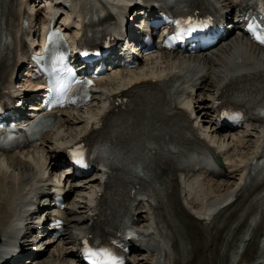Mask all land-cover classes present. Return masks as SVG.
<instances>
[{
  "label": "bare ground",
  "instance_id": "6f19581e",
  "mask_svg": "<svg viewBox=\"0 0 264 264\" xmlns=\"http://www.w3.org/2000/svg\"><path fill=\"white\" fill-rule=\"evenodd\" d=\"M39 1L2 0L5 4L2 7L3 14H7L9 24L15 25L10 30L13 45L16 49L19 47L21 51V54L15 58V73L26 60L22 42L25 40L27 45L30 38L37 40L41 33L39 24H49L52 16L57 17L60 14L61 20L59 18L57 23H64L70 37L76 40L81 39L89 30L92 13L100 17L111 15L116 22H107L105 26L120 29V19L130 16L129 13L136 9L138 2L137 0H46L49 6L43 7L42 14V9L36 3ZM239 1L203 0L202 2L209 3L214 8L220 4L230 14ZM153 8V3L147 5V9L153 10ZM230 37L219 48H213L207 54L187 56L158 53L145 58L143 65L136 69L126 70L115 67L99 80L96 106L92 104L82 112L66 110L62 121L53 132L44 133L26 150H17L14 154L0 156V264H14L19 261L21 255L26 254V244L21 243V239L35 232L36 224L39 225L41 221L36 217L39 212H49L52 209L51 205L46 207L42 199H47L54 185L59 182L66 184L65 188L69 191L68 207L63 212L68 219L66 231L61 238H55L51 233L46 238H41L34 243V249H40L38 243L42 242L45 245L43 251L34 256L30 255L32 256L28 257L32 258L30 263L20 260L18 264H78L74 258V243L87 231L93 203L91 197L97 192L99 179L104 172L89 178L86 182L69 185L72 181L71 176L57 174L61 170L60 164H63L64 150L90 127L95 128L94 125L105 113L111 95L131 84L146 82L153 78H157L158 81L176 78L181 82L175 93L177 104L187 107L198 118L203 136L210 144L212 142L218 146L224 158L231 164L233 176L237 177V182L232 187L227 181V188L222 193L211 185L212 179L203 175L198 174L197 177H192L188 173L180 175L179 199L186 207L190 225L192 228L201 229V233L205 232L204 234L208 236V228L216 219L219 220V212L225 208L233 210L236 207L238 192L242 193L244 181L250 174V164L255 157H259L264 146V125L257 130L246 127L232 134L223 132L213 123L212 101L221 85L234 76L242 75L243 72L263 74L262 70H264L263 49L254 46L239 32L233 31ZM10 82L14 83L13 77ZM35 89L31 82L25 84L20 80L16 84L14 93L18 94L19 100H22ZM76 113H79V116H76ZM77 193L80 194L78 199L74 197ZM140 216L143 223L139 226V237L136 240L138 243L135 247L138 256L135 258L136 264H180L176 253L168 246V240L164 239L157 228L153 208L149 204L143 205ZM48 220L49 215L46 214L42 225L47 224ZM20 221L25 228L23 237L17 232ZM192 251L191 248L187 254ZM45 258L47 260H44ZM203 264L253 263L248 260L247 255L230 262L228 254L222 252L204 257Z\"/></svg>",
  "mask_w": 264,
  "mask_h": 264
},
{
  "label": "rangeland",
  "instance_id": "374dc122",
  "mask_svg": "<svg viewBox=\"0 0 264 264\" xmlns=\"http://www.w3.org/2000/svg\"><path fill=\"white\" fill-rule=\"evenodd\" d=\"M36 3H38V7H40V8H42L43 6H44V4H45V2H36ZM40 13H41V11H40ZM44 13V11L42 10V14ZM42 18H43V15H42ZM232 182H234V180L232 179ZM216 190H218V191H222V189L223 188H225V186H222V185H216V184H214V183H212L211 184ZM48 258H49V256H48ZM44 260H47L46 258L44 259ZM48 260H50V259H48ZM130 264H135L134 262H131Z\"/></svg>",
  "mask_w": 264,
  "mask_h": 264
},
{
  "label": "snow or ice",
  "instance_id": "6c2138e0",
  "mask_svg": "<svg viewBox=\"0 0 264 264\" xmlns=\"http://www.w3.org/2000/svg\"><path fill=\"white\" fill-rule=\"evenodd\" d=\"M249 27L251 28L252 25H249ZM174 38H179V36ZM255 39H257L260 43L264 44V39H262L260 36H256ZM77 163H82V160H77Z\"/></svg>",
  "mask_w": 264,
  "mask_h": 264
}]
</instances>
